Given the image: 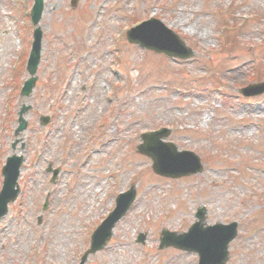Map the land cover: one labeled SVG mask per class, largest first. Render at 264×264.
Listing matches in <instances>:
<instances>
[{
	"label": "rangeland",
	"instance_id": "rangeland-1",
	"mask_svg": "<svg viewBox=\"0 0 264 264\" xmlns=\"http://www.w3.org/2000/svg\"><path fill=\"white\" fill-rule=\"evenodd\" d=\"M24 10L0 0V118L7 91L13 122L22 102L32 104L24 148L11 149L0 121V167L14 151L25 156L19 195L0 219V264H77L129 185L134 205L84 264H195L194 253L159 249L158 238L191 224L200 205L210 224L239 221L226 264H264V94L237 92L264 79V0H45L41 24L52 16L53 26L45 24L36 85L22 99L28 75L10 63L29 46ZM150 17L178 32L193 58L129 43L125 31ZM162 126L172 130L165 140L201 157V173L161 177L137 153L139 134Z\"/></svg>",
	"mask_w": 264,
	"mask_h": 264
},
{
	"label": "water",
	"instance_id": "water-1",
	"mask_svg": "<svg viewBox=\"0 0 264 264\" xmlns=\"http://www.w3.org/2000/svg\"><path fill=\"white\" fill-rule=\"evenodd\" d=\"M170 33V32H169ZM171 34V33H170ZM162 35L164 36V40L167 39L169 37V35L162 33ZM173 36V34H172ZM150 37V36H149ZM158 38H161V36H158ZM129 39H132L134 41H141L145 44H147V46H151L154 47L156 49H160V50H165L167 51L166 48H164L163 46H159L158 44H152L148 41H144L138 38H135L133 36H129ZM156 136H158V134H155ZM156 141H158L156 139ZM147 144L148 141L145 142V144H142L139 146L140 150L151 155L154 163H153V168L156 172H159L161 174H165V175H185V174H190V173H194L196 171L201 170V164L199 162V159L192 153H188V152H175V149H171L169 150V155L170 156H166L165 154H160L158 152H155L153 154V152L151 150H149L147 148ZM22 158H9L8 159V163L7 165L4 167L3 169V173L5 175V186L4 189L2 190V192L0 193V216L3 215L6 211H7V202L14 199L15 195H16V191L14 189V185L16 182V177L18 175V166L20 165ZM175 164L178 163H183V162H187L189 161L192 164V168L188 169V170H184V171H179V172H170L171 167H172V163L173 162ZM173 173V174H171ZM7 191V192H6ZM133 193H131L130 195V199H132ZM117 218V214H113V216L108 220L107 225L105 226V230H104V234L105 236L103 237L104 239H102L103 241H105L108 237L109 234V229L111 227V223L114 219ZM203 219V218H202ZM201 219V220H202ZM201 220L199 223L196 224V226H193V228L191 229L190 234H194L199 228H201L202 223ZM216 226L214 227H210L211 229H214ZM230 233H233V230H231ZM216 234V233H215ZM214 233H209L208 237L210 244L203 239H196V240H192L191 243L190 241L187 242V245H182V244H177L175 242H173L175 245L181 246V247H185V248H190V249H194V250H199L200 254H202L203 249H205L208 245V247H212L213 249H210V254H209V249L207 253H203L205 255V257H208V255H212L215 253L214 257L215 258H220L222 257L225 253H224V244L227 242V240L230 238L226 237L225 241L223 244L220 243L219 239H217V237H215ZM189 235V233L184 234V236ZM96 245H93V248H91V251L96 249ZM226 255V254H225ZM224 255V257H225ZM205 259V258H204Z\"/></svg>",
	"mask_w": 264,
	"mask_h": 264
}]
</instances>
